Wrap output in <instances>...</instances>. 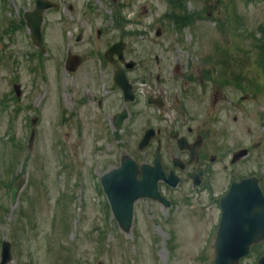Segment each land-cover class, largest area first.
<instances>
[{
  "label": "rangeland",
  "instance_id": "rangeland-1",
  "mask_svg": "<svg viewBox=\"0 0 264 264\" xmlns=\"http://www.w3.org/2000/svg\"><path fill=\"white\" fill-rule=\"evenodd\" d=\"M59 1L60 10L45 12L43 33L50 55L42 56L37 72L45 77L30 97L29 89L36 84V74L30 72L39 50L21 32L7 34L3 29L10 21L18 25L22 6L34 0H0V258L2 241L8 240L13 257L9 264H213L218 195L233 179L222 165L230 157L211 165L205 179L209 190L189 202L193 212L140 199L132 227L125 232L101 184L103 173L119 165L120 157L99 156L94 150L115 152L119 143L95 141L87 127L79 134L64 123L73 107L64 55L69 42L71 51L83 56L91 52L89 42L120 40L128 45L129 59L152 55L144 59L167 81L162 86L188 93L195 124L212 128L226 155L248 147L252 155L245 173L262 177L264 0H179L175 5L171 0ZM184 15L188 20L183 22L179 18ZM79 34L83 39L77 42ZM14 83L21 84V97L15 95ZM38 90L47 93L41 97V123L29 145L30 117L41 100ZM149 152L140 151L137 142L122 150L140 160H148ZM65 161L71 166L64 169ZM21 179L25 185L14 203L12 187ZM160 188L179 199L181 192H190V183ZM262 254L264 245L254 246L242 264H257Z\"/></svg>",
  "mask_w": 264,
  "mask_h": 264
},
{
  "label": "flooded vegetation",
  "instance_id": "flooded-vegetation-1",
  "mask_svg": "<svg viewBox=\"0 0 264 264\" xmlns=\"http://www.w3.org/2000/svg\"><path fill=\"white\" fill-rule=\"evenodd\" d=\"M35 3L36 1L32 4L25 3L20 10L22 15L16 31L21 32L24 39H31L24 15L35 7ZM70 7L72 8V5ZM114 42L117 41L89 42L91 52L83 55V61L78 69L74 72L65 70L71 76L69 86L72 89L73 107L71 112L67 113L71 117L64 123L75 126L79 134L87 127L95 141L118 142L115 152L111 148L102 147H94V150L100 153L99 156H111L114 153L112 156L114 157L118 154L120 162L124 154L122 150L127 149V143H139L146 135L152 136L145 148L150 149L148 160L135 158L139 164H153L155 155L152 156L151 149L154 146L155 148L161 146L162 168L167 172H175L180 178L179 185L198 167L205 177L212 171L211 165L226 156L215 139L214 130L208 126L195 124L196 119L188 108L190 97L184 89L179 91V88L172 90L162 86L167 81L161 79L160 75L156 76L153 65L148 59H144L152 55H138L140 60L128 59V45L125 42L122 54H105L107 48ZM86 59L89 60L88 63ZM155 59L159 63V58ZM128 61H133V64L131 68L126 69ZM120 70L124 71L125 78H117V72ZM121 84L129 86L130 91L122 89ZM67 92L68 90L65 94ZM34 93V85H31L30 97ZM46 93L38 90L40 99ZM38 110L41 112L40 108ZM181 144L183 148L180 147ZM191 146L196 150L194 153ZM238 150L240 147L230 154L233 155ZM251 155L252 151L248 149L247 155L240 157L235 163L222 165L224 170H230L233 175L232 181L259 176L258 173H245ZM175 162H178V166H175ZM258 178L260 186L263 187L264 178ZM188 181L192 183V179ZM185 196L190 194L182 195L177 201L170 198V202L177 208L188 207L185 204Z\"/></svg>",
  "mask_w": 264,
  "mask_h": 264
},
{
  "label": "water",
  "instance_id": "water-1",
  "mask_svg": "<svg viewBox=\"0 0 264 264\" xmlns=\"http://www.w3.org/2000/svg\"><path fill=\"white\" fill-rule=\"evenodd\" d=\"M53 6L49 1L39 2L37 8L26 14L32 37L37 45H42L41 23L42 12ZM80 38V37H79ZM20 85H16L17 93ZM34 131L30 138L33 141ZM127 161L123 166L106 173L102 183L110 199L112 209L120 225L128 231L132 224L134 202L140 197H153L164 201L157 190V181L168 178L162 175L159 166L148 169L143 166L144 178L137 179L136 170ZM158 164V160L156 161ZM250 183V185H245ZM177 184V181L172 183ZM23 180L12 190V201L15 203ZM165 202V201H164ZM169 205V202H165ZM222 218L217 231L216 257L214 264H241L240 259L249 253L250 246L264 239V198L254 179L243 181L232 186L229 193L221 199ZM11 260V243L3 242L0 264ZM258 264H264V255Z\"/></svg>",
  "mask_w": 264,
  "mask_h": 264
},
{
  "label": "trees",
  "instance_id": "trees-1",
  "mask_svg": "<svg viewBox=\"0 0 264 264\" xmlns=\"http://www.w3.org/2000/svg\"><path fill=\"white\" fill-rule=\"evenodd\" d=\"M178 4H179V3H178ZM179 19L182 20V21L184 22V21L188 20V16L184 15V16H181ZM179 19L176 20V21L179 22V21H180Z\"/></svg>",
  "mask_w": 264,
  "mask_h": 264
}]
</instances>
